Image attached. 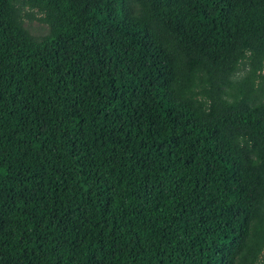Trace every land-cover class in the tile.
<instances>
[{"label": "trees", "instance_id": "1", "mask_svg": "<svg viewBox=\"0 0 264 264\" xmlns=\"http://www.w3.org/2000/svg\"><path fill=\"white\" fill-rule=\"evenodd\" d=\"M262 71L264 0H0V264H264Z\"/></svg>", "mask_w": 264, "mask_h": 264}, {"label": "rangeland", "instance_id": "2", "mask_svg": "<svg viewBox=\"0 0 264 264\" xmlns=\"http://www.w3.org/2000/svg\"><path fill=\"white\" fill-rule=\"evenodd\" d=\"M21 10V16L23 19V27L27 30L28 34L32 37H35L39 40H44L46 37L50 36V29L48 25H46L42 20V15L38 14L35 11L29 10L27 7H22L19 3L18 5ZM247 71V66L243 67L236 75V78L241 77ZM264 74V71L261 72ZM259 81V79L257 80ZM262 88L264 91V84H262ZM264 98V92L263 96Z\"/></svg>", "mask_w": 264, "mask_h": 264}]
</instances>
